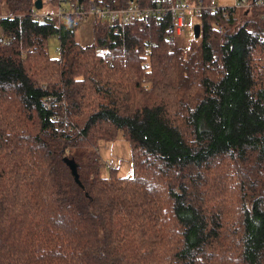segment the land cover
Returning <instances> with one entry per match:
<instances>
[{
	"label": "trees",
	"instance_id": "obj_1",
	"mask_svg": "<svg viewBox=\"0 0 264 264\" xmlns=\"http://www.w3.org/2000/svg\"><path fill=\"white\" fill-rule=\"evenodd\" d=\"M34 2L0 0V264H264V5L203 8L181 46L169 14L118 34L93 19L82 44ZM118 135L129 177L102 174Z\"/></svg>",
	"mask_w": 264,
	"mask_h": 264
},
{
	"label": "built area",
	"instance_id": "obj_2",
	"mask_svg": "<svg viewBox=\"0 0 264 264\" xmlns=\"http://www.w3.org/2000/svg\"><path fill=\"white\" fill-rule=\"evenodd\" d=\"M156 0L153 6L141 7L136 2L131 0L128 5L124 7L111 6L106 4L96 3L93 0H89L86 5L79 2H68L64 3L58 1L57 10L54 13H46L40 10H32L29 13L31 21H43L46 17L58 20H68L70 18H75L79 20H85L89 17L93 19L108 24L113 33L118 34L119 30L127 25L139 24L140 27H147L151 22H161L165 14H169L171 20L167 27L170 36H168L169 41H173L174 38H178L185 31V13L193 12L197 14L201 9L207 8L209 10L217 11L221 10V16L227 19L229 14L226 11L228 8L235 10H245L252 6L251 0H234V5L230 7H224L218 5L216 0H209L208 4L203 6L201 0ZM256 5H264L261 0H256ZM61 6V7H60ZM63 6V7H62ZM7 17V15H0V19ZM215 29L222 35L225 29L222 26H215ZM14 39L13 35L5 38H0L1 41L9 44ZM261 42H264V36L260 38ZM148 50V47L146 51ZM108 56V54H103ZM106 63L110 65V61L106 60ZM51 99L46 98L41 106L48 109L50 106ZM104 166L110 168L114 166V161L112 159L108 160Z\"/></svg>",
	"mask_w": 264,
	"mask_h": 264
},
{
	"label": "rangeland",
	"instance_id": "obj_3",
	"mask_svg": "<svg viewBox=\"0 0 264 264\" xmlns=\"http://www.w3.org/2000/svg\"><path fill=\"white\" fill-rule=\"evenodd\" d=\"M192 3L190 0H187ZM218 5L224 7H230L234 5V0H216ZM39 10V9H38ZM42 12L54 13L56 8L50 3L44 1L43 6L40 9ZM239 13V12H238ZM0 15H8L7 11L3 8L0 10ZM93 18L89 17L85 20L78 21V28L76 30V37L82 44H89L92 41L91 36V25ZM196 23V16L193 12L185 13V31L180 37H178L177 43L181 46L186 45L192 36V28ZM0 38H2V31L0 27ZM58 47V40L55 37H51L47 40V49L51 56L55 57L56 49ZM44 85L40 83V86ZM98 155L100 162L102 164V174L105 176L109 175V169L104 166V164L112 159L114 161V166L112 168L116 169L117 174L120 177H129L132 173L131 167V154L130 147L126 140H124L120 135L113 141L100 142L97 146Z\"/></svg>",
	"mask_w": 264,
	"mask_h": 264
},
{
	"label": "water",
	"instance_id": "obj_4",
	"mask_svg": "<svg viewBox=\"0 0 264 264\" xmlns=\"http://www.w3.org/2000/svg\"><path fill=\"white\" fill-rule=\"evenodd\" d=\"M253 3L256 2V0H251ZM34 7L36 9H41L42 7V2L41 0H35L34 2ZM192 32L194 35V38H197L200 34V26L198 24H194L193 28H192ZM62 162L68 167L71 176L73 177V180L75 181V183L80 187H82L81 182L79 181V176L77 173V164L76 162L73 160V158L70 157H63L62 158Z\"/></svg>",
	"mask_w": 264,
	"mask_h": 264
}]
</instances>
